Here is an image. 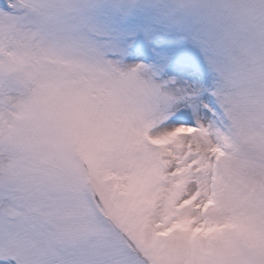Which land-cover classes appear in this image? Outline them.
<instances>
[{
    "label": "rangeland",
    "instance_id": "374dc122",
    "mask_svg": "<svg viewBox=\"0 0 264 264\" xmlns=\"http://www.w3.org/2000/svg\"><path fill=\"white\" fill-rule=\"evenodd\" d=\"M74 2L97 0H0V248L6 221L46 264H225L235 250L225 233L264 244L247 211L264 192L226 181L264 171V159L242 156L223 133L217 144L203 127L165 126L194 86L124 59L115 33L86 9L51 8ZM248 47L239 32L213 57L207 87L225 100L251 93L241 127L260 146V93L248 85L264 78V63ZM221 161L238 167L221 171ZM205 190L214 195L200 201ZM222 194L233 209L220 222L211 214L225 211ZM200 219L224 227L197 231Z\"/></svg>",
    "mask_w": 264,
    "mask_h": 264
},
{
    "label": "snow or ice",
    "instance_id": "6c2138e0",
    "mask_svg": "<svg viewBox=\"0 0 264 264\" xmlns=\"http://www.w3.org/2000/svg\"><path fill=\"white\" fill-rule=\"evenodd\" d=\"M234 5L229 0H110L104 3L53 4V10L68 8L74 15H81L86 9L91 17H98L99 22L115 33V42L120 47L123 58L128 61H140L153 66L162 79L171 78L174 82L187 81L194 90L185 98L183 107L177 105L165 126L203 127L209 139L220 143L216 133L226 135L233 113L239 112L252 103L251 93L244 92L238 98L217 95L207 87L209 71L213 67V57L218 56L227 46L235 44L238 29L232 23L235 18ZM258 10L264 13V0H260ZM249 74H241L244 80ZM199 86L198 89L195 86ZM261 118L264 120V93L259 98ZM228 136V135H226ZM213 149H209L208 161L214 160ZM224 163L223 161L220 164ZM214 195L206 190L200 201ZM198 201L197 203H200ZM257 208L264 209V199L249 205L254 217ZM195 220L196 217H191ZM208 225L212 232L224 227L212 219H200L197 231ZM258 254L245 256L235 248L226 256L225 264H264V244L256 247ZM32 258L28 264H46L36 257L30 248L22 246V240L16 227L5 222L2 233L0 259L4 264H25L24 255ZM62 264H84L77 259H69ZM115 264H127L117 259Z\"/></svg>",
    "mask_w": 264,
    "mask_h": 264
},
{
    "label": "clouds",
    "instance_id": "9594fccd",
    "mask_svg": "<svg viewBox=\"0 0 264 264\" xmlns=\"http://www.w3.org/2000/svg\"><path fill=\"white\" fill-rule=\"evenodd\" d=\"M208 3H216L217 0H207ZM230 3L237 5L234 8L235 18L232 21L234 27L239 32L244 33L249 41V47L247 51L255 52L257 48L261 50V61L264 63V13L258 10L260 0H229ZM248 87L253 92L264 93V78L260 80L250 81ZM233 119L226 121L228 127L226 129V135H228L234 143L240 148L242 156L253 159H264V145H253L249 143L248 138L241 127V121L246 118V113L235 112L232 114ZM225 167H238L236 161L224 162L220 165L221 171ZM227 183L234 187H240L241 183L248 185H255L259 190L264 192V171L257 170L252 167L240 169L238 176L226 177ZM222 207L225 209L222 213H212L213 219L223 222L225 217L232 214L233 209L232 200L222 194ZM256 218L259 224L264 227V209L257 208L255 210ZM222 242H231L235 248L239 249L245 256L256 255L258 250L250 247L240 237L232 233H225L221 237Z\"/></svg>",
    "mask_w": 264,
    "mask_h": 264
}]
</instances>
